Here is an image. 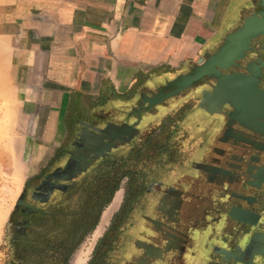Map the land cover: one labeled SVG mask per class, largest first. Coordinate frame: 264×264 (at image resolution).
Returning <instances> with one entry per match:
<instances>
[{
    "label": "crops",
    "instance_id": "obj_1",
    "mask_svg": "<svg viewBox=\"0 0 264 264\" xmlns=\"http://www.w3.org/2000/svg\"><path fill=\"white\" fill-rule=\"evenodd\" d=\"M263 3V0H0L3 19L0 41L8 47V85L35 129L36 143L41 145L38 154L42 164L34 174L53 159L58 149L67 142H77L82 134L98 141L100 149L92 152L94 158L113 153L111 160L121 159L130 151L134 137L145 138L166 119L176 118L169 125L175 128L171 145L175 152L196 158L201 141L206 143L218 131L213 116L225 114L224 107L230 108L227 113L233 121L257 124L264 120V111L237 118L230 103L212 105L209 110L202 108L201 103L214 93L219 83L210 76L148 110L149 103L145 101V97L154 98L160 92L165 95L173 92L177 88L175 82L192 72L201 59L217 53L227 35L236 32L247 18L254 14L264 17V11H258L264 10ZM260 37L264 34L252 39L240 59L227 61L226 69H217L228 76L244 75L264 91L260 87V68L255 72L248 70L249 74L230 72L232 68H243L238 62L246 60L253 41ZM207 79L213 82L210 90L199 88L198 84ZM184 106L188 112L180 119L177 116ZM112 139L124 142L117 146ZM202 167L208 173L213 172L211 167ZM117 194L119 202L103 224ZM123 195L122 189L116 191L103 212L92 234V251L84 264L92 260L99 241L114 222L116 233L106 264H178L173 252L167 260L150 262L155 252L162 254L163 244L151 242L154 235L145 217L131 214L117 225L115 217ZM208 207H222L227 216L218 230L220 238L212 240L211 233L195 234L194 249L183 254L180 264H226L225 260L233 257L238 241L250 232L247 222L264 226V210L250 213L257 217L256 221L250 214L236 218L226 197L213 198ZM230 217L236 222L232 223ZM78 257L73 264H77ZM259 264H264V258Z\"/></svg>",
    "mask_w": 264,
    "mask_h": 264
},
{
    "label": "flooded vegetation",
    "instance_id": "obj_2",
    "mask_svg": "<svg viewBox=\"0 0 264 264\" xmlns=\"http://www.w3.org/2000/svg\"><path fill=\"white\" fill-rule=\"evenodd\" d=\"M238 63L243 68H232L230 72L249 74L248 70L255 72L260 68V87L264 89V37L254 40L246 60ZM211 84L207 79L198 85L210 90ZM187 110L184 106L177 117L183 119ZM224 110L225 114L213 116L218 131L206 143L201 141L196 158L175 152L171 145L175 128L169 126L173 122L169 119L150 130L145 138L134 137L130 151L121 159L111 160L113 153L94 158L92 152L99 150L100 145L87 135L64 144L26 183L12 218V244L16 250L11 264H66L72 245L61 253L58 246L59 240L64 239L62 228L73 224L71 210L76 198L103 183L110 172H120V177L116 175L118 190L124 191L115 217L117 225L131 214H140L154 235L151 242L162 241V254L155 252L150 262L167 260L174 253L175 263L180 264L183 254L194 249L195 234L211 233L212 240L221 235L218 230L227 216L222 207H208L213 198H228L236 218H241V214H259L264 210V120L257 124L241 123L229 118L228 106ZM112 141L117 146L124 142ZM202 166L211 167L213 172L208 173ZM204 204L207 207L203 208ZM251 217L257 220L256 216ZM114 229L115 222L99 241L89 264H101L100 242L115 237Z\"/></svg>",
    "mask_w": 264,
    "mask_h": 264
},
{
    "label": "rangeland",
    "instance_id": "obj_3",
    "mask_svg": "<svg viewBox=\"0 0 264 264\" xmlns=\"http://www.w3.org/2000/svg\"><path fill=\"white\" fill-rule=\"evenodd\" d=\"M1 22H3V19L0 15V24ZM7 49L8 47L4 45V42L0 41V264H11L14 260L16 249L12 244L14 231L12 218L20 205L27 181L33 177L42 164L40 153L38 154L41 145L35 141V129L27 120L26 113L20 110L21 106L17 103L16 95L8 85ZM175 119L173 118L172 121ZM3 157L5 158L3 159ZM119 174L120 172L117 171L116 175L118 177H120ZM98 185L92 189L93 195L98 191ZM80 200L81 198H76L74 207L71 210L74 217L73 224H69L68 227L65 225L61 230L64 233L62 235L64 239L59 240L60 253L61 250L65 251L67 247L72 245L71 251L66 252V264H73L82 251L86 252L87 255L89 249H91L90 252L92 251L94 244L93 233L85 236L81 235L88 228V226L84 227V223L89 216L85 215L82 221L76 220L77 216L80 217L83 214V206ZM96 201L97 197L94 196L93 201L87 207H90L88 209L95 211L97 214L98 209L95 208L94 204ZM77 232H79L77 238L80 242L76 244L77 241L74 236ZM69 242L70 246H68ZM113 243V236L100 242L99 248L101 255H103L101 264H106V255L112 248ZM58 264L62 263L59 262Z\"/></svg>",
    "mask_w": 264,
    "mask_h": 264
},
{
    "label": "water",
    "instance_id": "obj_4",
    "mask_svg": "<svg viewBox=\"0 0 264 264\" xmlns=\"http://www.w3.org/2000/svg\"><path fill=\"white\" fill-rule=\"evenodd\" d=\"M262 34H264V17L254 14L247 18L236 32L227 35L217 53L207 59H201L192 72L175 82L177 88L173 92L167 95L160 92L154 98L145 97V101L149 103L146 110L191 84L210 76L219 80V83L214 93L201 103L202 108L209 110L213 107L212 105L220 107L222 103H230L236 109L234 116L237 118L248 113L259 114L264 111V91L257 87L256 82L241 74L224 75L217 69V67L226 69L227 61L240 59L252 39ZM247 224L251 227L250 232H246L238 241L239 248L236 247L230 260H225L226 264H259L264 258V233H262L264 226L259 227L251 222ZM254 230H259L261 233Z\"/></svg>",
    "mask_w": 264,
    "mask_h": 264
},
{
    "label": "trees",
    "instance_id": "obj_5",
    "mask_svg": "<svg viewBox=\"0 0 264 264\" xmlns=\"http://www.w3.org/2000/svg\"><path fill=\"white\" fill-rule=\"evenodd\" d=\"M116 178H117L116 174L114 172H110L108 175H106L105 179L103 180V183H100L98 185V191H96L95 195H93L92 189H90L89 192H87V193L85 191L84 194L82 195L80 203L83 206V210H82L83 214H81L80 217L77 216L76 220L82 221L84 219L85 215L89 216L84 223V227L88 226V228H87V230L84 231V234H81L82 236L83 235L85 236L87 234H91L94 232L97 225L99 224V221L101 219L103 212L109 206V204L112 202V199H113L116 191H118V189H119V182L117 181ZM85 193H86V195H85ZM94 196L97 197V201L94 203L95 208L98 209L97 214L95 211L94 212L90 211L88 209L90 207H87V206H89V203L93 201ZM75 226H77V225H75ZM78 233L79 232L75 233V236H74L76 238V241H77L76 244L78 242H80V240L77 238Z\"/></svg>",
    "mask_w": 264,
    "mask_h": 264
},
{
    "label": "bare ground",
    "instance_id": "obj_6",
    "mask_svg": "<svg viewBox=\"0 0 264 264\" xmlns=\"http://www.w3.org/2000/svg\"><path fill=\"white\" fill-rule=\"evenodd\" d=\"M11 139V138H10ZM4 155V154H3ZM2 158V157H1ZM5 157H3L4 159ZM9 160V159H8ZM7 160V161H8ZM11 160V159H10ZM5 162V161H3ZM5 165V164H4ZM11 165V164H10ZM119 199H120V194H117V197L115 198V201L113 202V205L111 206V208H109V210H107L105 216H104V220H103V224H105L106 222H108V219L110 218V215L111 213L113 212V210L115 209V207L117 206L118 202H119ZM101 227V226H100ZM102 229V228H101ZM99 230V229H98ZM96 234V233H95ZM97 234H99V231L97 232ZM96 234V235H97ZM101 234V233H100ZM97 237V236H96ZM90 250V249H89ZM88 250V252H89ZM88 255V254H87ZM86 252H82L80 254V256L78 257V261H77V264H84L86 262ZM86 259V260H85Z\"/></svg>",
    "mask_w": 264,
    "mask_h": 264
}]
</instances>
